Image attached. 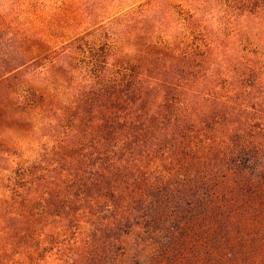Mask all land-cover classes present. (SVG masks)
<instances>
[{
    "label": "trees",
    "instance_id": "1",
    "mask_svg": "<svg viewBox=\"0 0 264 264\" xmlns=\"http://www.w3.org/2000/svg\"><path fill=\"white\" fill-rule=\"evenodd\" d=\"M180 1L74 37L80 76L49 83L20 76L38 56L10 39L0 81L40 147L0 167V264L19 243L26 264H264V0ZM135 226L148 249L128 255Z\"/></svg>",
    "mask_w": 264,
    "mask_h": 264
},
{
    "label": "rangeland",
    "instance_id": "2",
    "mask_svg": "<svg viewBox=\"0 0 264 264\" xmlns=\"http://www.w3.org/2000/svg\"><path fill=\"white\" fill-rule=\"evenodd\" d=\"M148 1L0 0V63L12 51V47L9 46L12 43H10V39L16 33L27 34L29 42L26 51L28 50L29 54L38 56V58L35 63L25 67L21 72L19 71V73H22L20 76L49 83L50 81L47 80L52 81L55 78L52 77L46 80L45 71L47 73L50 70L53 72L57 70L60 73V69H64L63 67L69 68L68 64H73V62L74 66L77 65L78 68L72 72L80 76L79 68L83 65L82 62L79 63L78 60H73L66 53L68 45L74 37L82 38L84 42L88 43L96 40L102 32L103 34L108 32V35L112 33L111 36H118V30L126 27L122 25L124 18L120 15ZM180 2V0H164V4H167L169 9L172 6L176 7ZM77 40H74L76 45L83 43ZM73 51L74 55L78 54L77 50ZM38 52L43 53L39 55ZM69 82L73 85L77 83L73 80ZM54 84L53 82L50 83L49 87L51 88ZM14 88V80L0 81V134L7 135L5 146L9 149L8 154L5 155L7 158L0 161V167L3 166L9 169V172L11 169H15L17 163L21 160L35 159L39 146H37V135L35 134L37 131L33 133L36 124L39 125L40 123L39 118L32 117L25 120V114L14 113L13 106L10 103L14 95ZM44 121H47V119H44ZM42 130L44 131V127ZM45 132H48L47 128ZM20 136L28 137L22 140ZM2 191H5V189H2L0 179V195ZM141 235L142 230L139 226H135L124 233L122 235L123 251L128 255L133 253H136V255L145 254L148 248L141 240ZM14 250H16V253L13 254ZM29 251L23 243H19L16 247L6 251L7 256L2 258L3 263L10 264L8 259L13 257L15 260L20 261V264H26Z\"/></svg>",
    "mask_w": 264,
    "mask_h": 264
}]
</instances>
